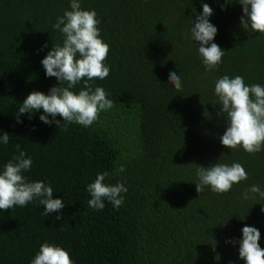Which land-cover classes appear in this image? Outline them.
<instances>
[{"label": "trees", "instance_id": "16d2710c", "mask_svg": "<svg viewBox=\"0 0 264 264\" xmlns=\"http://www.w3.org/2000/svg\"><path fill=\"white\" fill-rule=\"evenodd\" d=\"M204 3L217 28L212 42L225 51L212 72L198 54L199 42L185 37ZM80 4L95 10L110 49L109 76L91 83L114 106L88 128L64 130L43 123L42 109L20 114V123L17 113L33 91L47 95L58 86L41 61L63 43L52 25L71 10L70 0H0V136L10 135L0 144V172L19 144L32 159L24 175L50 184L53 198L65 204L48 216L38 200L0 210V264H30L45 242L66 250L73 264H245L243 227L259 230L264 249V199H243L252 185L264 190V150L248 154L222 145L228 123L213 104L214 85L224 75H240L246 85L264 86V35L245 31L243 6L227 0ZM171 72L180 75V90L168 83ZM82 87L71 90L78 94ZM217 162L240 163L247 180L223 195L208 187L198 193L197 165ZM102 172L109 173L106 184L119 181L128 189L118 210L108 201L103 210L88 206L87 185Z\"/></svg>", "mask_w": 264, "mask_h": 264}, {"label": "clouds", "instance_id": "9594fccd", "mask_svg": "<svg viewBox=\"0 0 264 264\" xmlns=\"http://www.w3.org/2000/svg\"><path fill=\"white\" fill-rule=\"evenodd\" d=\"M227 3H239L243 6L241 27L253 33L264 35V0H227ZM203 11L192 21L190 36L192 41H198V54L207 72L217 70L222 62L225 51L213 43L217 28L210 23L209 17L213 9L207 4L202 5ZM70 9L57 17L52 25L54 30L63 36L62 45L53 46L42 59L41 64L47 77H56L58 86H53L49 94L33 91L21 103L17 113H35L43 110L39 119L45 124L53 122L58 128L67 130L70 124L84 128L98 121L101 112H107L114 106L108 98V93L102 87H93L94 80H104L110 74V68L105 65L109 53V45L101 38V21L95 10L81 8L80 0H70ZM223 10V9H222ZM47 47V44H45ZM83 82L78 94L71 89ZM177 90L182 88L181 77L175 72L169 73V82ZM66 85V86H62ZM214 94L220 106V114L227 120L228 127L220 137L224 147L231 150L242 148L248 154H256L264 150V86L261 84L246 85L244 77L236 75L230 78L224 75L215 81ZM61 117L56 120L55 117ZM49 117L53 119L50 120ZM10 135L3 133L0 144L7 145ZM17 153L3 165L0 172V210L13 209L16 206L25 207L34 200L44 206L42 215L62 209L63 199L53 198V188L43 181L30 182L24 173L30 171L32 159L16 145ZM118 172H124L121 165ZM196 191L202 193L206 187L218 195L229 192L234 184L247 180V172L237 162L231 165L216 163L208 168L197 165ZM108 172L97 174L94 182L87 185L90 194L88 206L94 210H103L105 201L119 209L125 200L123 194L128 189L123 182L106 184L104 181ZM264 199V190L259 185H252L243 193V199ZM56 219H61L57 216ZM260 232L255 227L245 226L242 229V239L239 241V257L245 264H264V249L260 247ZM235 243V241H230ZM30 264H73L70 254L63 248L43 243Z\"/></svg>", "mask_w": 264, "mask_h": 264}]
</instances>
